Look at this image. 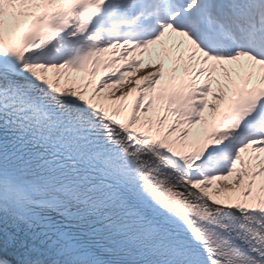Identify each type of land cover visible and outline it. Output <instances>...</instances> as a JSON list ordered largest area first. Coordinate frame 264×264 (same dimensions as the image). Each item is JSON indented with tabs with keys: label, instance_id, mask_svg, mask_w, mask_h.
Masks as SVG:
<instances>
[{
	"label": "snow or ice",
	"instance_id": "1",
	"mask_svg": "<svg viewBox=\"0 0 264 264\" xmlns=\"http://www.w3.org/2000/svg\"><path fill=\"white\" fill-rule=\"evenodd\" d=\"M0 264H264V0H0Z\"/></svg>",
	"mask_w": 264,
	"mask_h": 264
}]
</instances>
